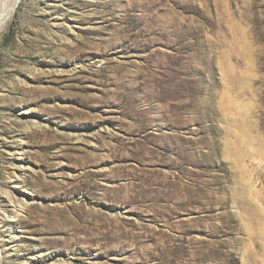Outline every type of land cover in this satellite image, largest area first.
<instances>
[{"label":"rangeland","instance_id":"rangeland-1","mask_svg":"<svg viewBox=\"0 0 264 264\" xmlns=\"http://www.w3.org/2000/svg\"><path fill=\"white\" fill-rule=\"evenodd\" d=\"M0 164L1 264H264V0H21Z\"/></svg>","mask_w":264,"mask_h":264},{"label":"bare ground","instance_id":"bare-ground-1","mask_svg":"<svg viewBox=\"0 0 264 264\" xmlns=\"http://www.w3.org/2000/svg\"><path fill=\"white\" fill-rule=\"evenodd\" d=\"M20 1L21 0H0V40L2 37L3 31L7 28V26L10 24L11 20L13 19L15 11ZM14 165L16 168L20 170L23 169V164L17 163ZM0 169H1V166H0ZM6 198H7L8 204L14 206L13 211L9 212L7 210H2L3 213L8 215V216H5L6 219L13 217L12 215H14L15 213L14 210L18 211V209H23L27 207L30 201H33L25 196L14 195L11 193H6ZM0 211H1V207H0ZM0 264H1V254H0Z\"/></svg>","mask_w":264,"mask_h":264}]
</instances>
